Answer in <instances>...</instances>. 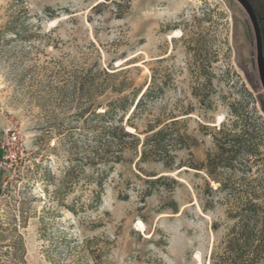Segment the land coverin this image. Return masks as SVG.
<instances>
[{
    "label": "rangeland",
    "instance_id": "rangeland-1",
    "mask_svg": "<svg viewBox=\"0 0 264 264\" xmlns=\"http://www.w3.org/2000/svg\"><path fill=\"white\" fill-rule=\"evenodd\" d=\"M247 2L264 56V0ZM148 86L125 130L142 143L148 124L178 120L186 145L167 162H138V146L107 163L100 122L79 113ZM233 121L262 127L261 160L214 167ZM10 128L26 151L0 171V264H209L235 222L228 193L264 190L249 18L236 0H0V137Z\"/></svg>",
    "mask_w": 264,
    "mask_h": 264
},
{
    "label": "trees",
    "instance_id": "trees-1",
    "mask_svg": "<svg viewBox=\"0 0 264 264\" xmlns=\"http://www.w3.org/2000/svg\"><path fill=\"white\" fill-rule=\"evenodd\" d=\"M153 99L152 87L148 86L144 92L133 96L120 97L109 102L102 113H96L95 109L87 108L79 113V118L85 115L98 119L101 124L99 139L104 145V159L107 163H119L125 150L137 153L140 146L138 162L168 161L172 159L171 153L176 148L186 145V137L175 128L178 120H172L163 126L158 119L153 124H148L142 143L140 139L131 132L125 130L122 125H129L130 120L142 109L147 102ZM203 102V99H202ZM166 120L165 122H167ZM246 123V122H245ZM238 122L233 121L230 125L224 124L218 130L220 136L218 141L219 153L209 158L214 167L222 164L225 168L232 169L235 165L260 161L258 152L260 139V128L255 123L246 124L240 133H236ZM132 127V125H129ZM135 131L136 128L132 127ZM214 169L210 172H213ZM260 179V180H259ZM160 178L157 179L159 181ZM261 185V177L253 179L252 183ZM233 200L232 218L235 222L210 254L209 264H262L264 262V190L252 188L250 190L234 189L228 193L226 200Z\"/></svg>",
    "mask_w": 264,
    "mask_h": 264
},
{
    "label": "built area",
    "instance_id": "built-area-1",
    "mask_svg": "<svg viewBox=\"0 0 264 264\" xmlns=\"http://www.w3.org/2000/svg\"><path fill=\"white\" fill-rule=\"evenodd\" d=\"M26 143L15 128L2 130L0 137V171L9 173L25 156Z\"/></svg>",
    "mask_w": 264,
    "mask_h": 264
},
{
    "label": "water",
    "instance_id": "water-1",
    "mask_svg": "<svg viewBox=\"0 0 264 264\" xmlns=\"http://www.w3.org/2000/svg\"><path fill=\"white\" fill-rule=\"evenodd\" d=\"M236 1L241 5L245 13L247 14L254 32L255 45H256V71L259 82L264 91V56H263L262 39L259 31L258 22L247 0H236Z\"/></svg>",
    "mask_w": 264,
    "mask_h": 264
},
{
    "label": "bare ground",
    "instance_id": "bare-ground-1",
    "mask_svg": "<svg viewBox=\"0 0 264 264\" xmlns=\"http://www.w3.org/2000/svg\"><path fill=\"white\" fill-rule=\"evenodd\" d=\"M175 34H179V32H175ZM129 129V128H128ZM129 130H131V129H129ZM143 225H142V223H140V222H138L137 224H136V227H137V229H141V228H143L142 227Z\"/></svg>",
    "mask_w": 264,
    "mask_h": 264
}]
</instances>
